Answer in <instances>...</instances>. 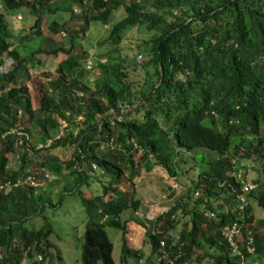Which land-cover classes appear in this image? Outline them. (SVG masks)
<instances>
[{
	"label": "trees",
	"instance_id": "16d2710c",
	"mask_svg": "<svg viewBox=\"0 0 264 264\" xmlns=\"http://www.w3.org/2000/svg\"><path fill=\"white\" fill-rule=\"evenodd\" d=\"M0 1V63L4 52L17 60L7 71L0 70V180L25 173L27 153L37 142L33 138L30 146L18 144L17 135L8 132L22 115L35 121L41 140L66 123L64 133L47 148L67 157L55 162L49 172L53 176L66 170L73 182L61 192L80 193L86 213L82 264H116L106 225L122 230V262L128 264V258L138 260L143 256L140 247L128 245L126 223L119 218L124 209L140 205L133 183L139 166L143 161L148 168L149 162L155 165L148 157L151 153L176 175L171 158H176L175 153L182 148L197 146L208 147L215 154L188 184L186 197L163 213L159 230L148 233L150 253L143 264H155L154 254L158 264H183L195 250L204 247L217 249L212 264H238L241 256L232 253L221 235V227L234 220H244L241 238L246 227L253 232V251L236 237L247 263L264 257V233L254 231L252 205L247 201L239 206L241 185L247 180L235 174L237 157L260 160L264 170V0H91L82 6L80 29H68L58 18L50 21L51 31H66L68 45L56 44L45 50L62 52L63 57L57 63V75L49 80L50 90L32 76L31 88L36 95L25 82L13 83L20 64L32 58L33 52L19 58L15 47L10 48L5 15L28 8L36 15L32 31L39 35L44 12H55L59 7L53 6L55 0ZM120 5L123 15L110 21ZM93 20L109 22L106 36L97 41L98 46L106 43L109 48L107 58L96 57L92 66L112 77L91 85L83 79L86 68L75 52L79 33L87 30ZM140 24L151 31L141 50L146 56L143 66L152 64L153 70H146L145 85L135 90L130 63L110 52H119L124 31ZM92 46L90 42L88 47ZM42 50L37 48L35 52ZM82 50L88 52L86 47ZM23 128L31 131L29 126ZM110 137L116 147L100 149L99 145ZM129 137L135 138L142 152L127 141ZM14 155L17 167L11 169L7 165ZM87 159L96 160L110 173L97 194H84L80 189L89 179L83 165ZM35 174L38 181L47 179L39 169ZM250 180L257 186L247 194L264 208L261 182ZM194 190H199L198 196L192 195ZM46 204H53L49 195L36 191L35 185L0 190V264L19 263L23 255L32 257L34 252L47 256L51 225L47 221L37 228L24 225L27 219L42 215ZM179 210L189 220L183 222L178 239L172 243L167 232L175 225ZM206 211L214 213L206 215ZM33 262L42 263L36 258Z\"/></svg>",
	"mask_w": 264,
	"mask_h": 264
},
{
	"label": "rangeland",
	"instance_id": "374dc122",
	"mask_svg": "<svg viewBox=\"0 0 264 264\" xmlns=\"http://www.w3.org/2000/svg\"><path fill=\"white\" fill-rule=\"evenodd\" d=\"M90 1L82 0L80 3L78 0H55L53 6H58L59 9L55 12H44L40 20L41 33L39 35L34 34L32 31L31 26L34 23L36 15L30 12L28 8L22 7L20 10L5 15L10 31L8 37L10 48L12 46L15 47L18 51L19 58L25 57L33 52L32 58H26L20 64L17 70V76L13 82L14 84L19 85L25 82L29 85L28 87L32 93L34 92L36 95L35 90L31 88L32 76L29 72L30 69L33 70L36 68L37 74L33 78L40 80L50 90L49 80L46 77H50L51 79L57 75V63L63 57V54L62 52H58L57 54L48 53L45 50L53 48L56 44L67 46L68 42L66 31L53 32L49 29V23L52 19L58 18L60 21H63V25L68 29H80L79 27L83 24V7L89 4ZM0 9H2V6ZM123 13L124 8L120 5L119 9L110 16V21H115ZM104 24L109 25V22L104 23L98 20L90 21L88 29L79 33L76 39L79 46L75 52V57L82 65L85 66L88 59L91 60L93 65L96 57L101 59L107 58L106 54L108 53L109 46L106 43L98 46L99 44L97 42L107 34L108 28ZM150 33L151 31L144 24L133 25L124 31L119 52H110L113 56L121 55L125 57V61L130 63L128 66L129 75L131 77V84L135 90H139L140 87L145 85L146 70L148 69L150 72L153 70L152 64L143 66L146 56L141 50L143 47L142 42L149 37ZM90 42L93 45L91 49L88 47ZM83 47H86L88 52H84L82 50ZM37 48L43 50L41 52H35ZM138 53H141L143 57L140 61L137 60ZM1 58L0 69L4 72L15 65L17 61L8 52H4ZM34 58H39V60L32 62ZM85 68L83 79L88 80L91 85L96 84V82L101 83L107 81L112 77L109 72L102 73L94 66L92 68L85 66ZM37 95L39 96V94ZM117 118L120 119V116H117ZM17 125L20 127L29 126L31 132L34 134L33 140L41 141L38 135V126L28 115H22L18 119ZM65 128L67 129L66 125ZM262 132H264V129H262ZM138 154L137 152L136 155ZM175 154L177 156L176 158H171L170 164L173 166L174 171H176V175L162 162L156 160L153 154L151 157H148L152 158L151 161H154L155 165L152 166L153 163L149 162L148 168L143 161L139 166V175L135 176L133 183L135 196L140 199V205L136 209L131 207L126 208L119 215L120 221L126 223L125 238L128 245L133 248L140 247L143 252V256L138 260L136 259L137 261L134 257L128 258V264L144 263L146 256L150 253L148 233L159 230L161 225H163V213L171 205L180 201L182 196L186 197L188 184L196 179L198 172L207 167L208 158L214 155L215 152L208 147L197 146L190 150L182 148ZM64 157H67V154L50 150L45 146L34 148L32 146L25 159L24 172H36L41 166H45L50 171L53 164L62 160ZM92 163L96 164V168L92 167ZM83 165L89 174V179L87 183L82 182L80 185L81 191L88 195L90 193H99L102 182H106L110 177L109 171L99 167L97 161L94 159L84 160ZM7 166L11 169H16L15 155L11 157ZM235 174L236 176L239 175V179L242 180L259 179L261 188L264 189V170L260 160L235 158ZM70 181L73 182V177L64 169L54 173L53 176L49 172V177L42 182L36 179L35 190L48 194L53 204H46L43 208L42 215H35L27 219L24 225L29 228H37L46 221L51 225L52 230L48 235L50 242L48 254L45 257L39 252H34L32 257L23 255L20 262L14 264H34L33 259L35 258L41 259V264H82L81 249L83 231L86 224V213L80 193L61 192L64 186ZM174 182L178 184L176 188H173L171 185ZM195 191L199 190L192 191L193 196L195 195ZM243 197L252 205L254 224L256 227L254 231L256 234L262 235L264 233V208L249 193L243 194ZM175 217H177L175 225L167 232L172 238V243L178 239V233L181 230L183 222L189 220V216L182 214L180 210ZM105 228L113 243L112 256L115 263L127 264L121 260L122 230L111 225H106ZM58 251H60L61 259L58 257ZM216 252L217 249L214 247H204L203 249L195 250L192 257L185 260L183 264H212L213 255ZM152 257L155 259V264H158L156 262V259H158L157 256L154 254ZM196 257H199V259ZM98 264H102V262L98 261ZM251 264H264V257L254 259Z\"/></svg>",
	"mask_w": 264,
	"mask_h": 264
},
{
	"label": "built area",
	"instance_id": "2783aa9c",
	"mask_svg": "<svg viewBox=\"0 0 264 264\" xmlns=\"http://www.w3.org/2000/svg\"><path fill=\"white\" fill-rule=\"evenodd\" d=\"M2 6V2L0 1V7ZM107 26L106 24H104ZM143 59L142 54L138 53L137 55V60L140 61ZM1 64V63H0ZM85 66L87 68H92V63L91 60L88 59ZM1 70V69H0ZM30 75L34 76L37 74V70L35 69H30L29 70ZM47 80H50V77H46ZM27 86H29L27 84ZM79 95H82V91L78 92ZM22 113V110L19 108L18 109V115ZM80 118V116H78ZM119 119V118H117ZM66 123H61L58 130L52 135L47 137L45 140L37 141L34 144V147H47L51 144V142L55 139L60 137L63 134L64 128H65ZM8 132L15 133L17 135V143L18 144H23L25 143L26 145L30 146L32 144V139H33V133L29 130H26L23 127H20L19 125H15L13 127H10ZM127 141H130L133 143L134 147L138 152H142V148L136 143L134 137H129ZM119 145V144H118ZM116 147L115 141L113 140L112 137H110L108 140L105 142H102L99 145L100 149H106V148H114ZM148 156H152L151 153H149ZM92 167L96 168V164L92 163ZM39 171H41L44 175V177H49V171L45 166L39 167ZM27 172V171H26ZM237 178H240L239 175L236 176ZM36 182V174L33 171L27 172L25 174H21L20 176H17L15 178H6L0 180V190L2 191H9L13 188L19 187V186H29V185H35ZM173 188H176L178 185L177 182H174L171 184ZM257 186V182H253L251 180L244 181V183L241 185V193L238 195L240 199V207H243L244 205L247 204V201L244 199L243 194L253 190ZM194 196L199 195V191L194 192ZM204 201H207V198L204 197ZM213 211H206V215H213ZM244 220H234L231 223H225L221 227V235L223 239L227 242L228 246L231 248L232 253H236L241 256V260L238 262V264H248L246 261V257L244 256L243 252L241 249L238 247V242L236 240V237L241 238L243 226H244ZM241 241L245 244L248 250L253 251L254 249V239H253V232L252 229L250 228H245V233L243 238H241ZM160 244L163 245L164 241L161 240ZM172 263V262H170Z\"/></svg>",
	"mask_w": 264,
	"mask_h": 264
}]
</instances>
